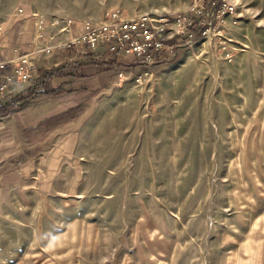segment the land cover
<instances>
[{"label":"rangeland","instance_id":"rangeland-1","mask_svg":"<svg viewBox=\"0 0 264 264\" xmlns=\"http://www.w3.org/2000/svg\"><path fill=\"white\" fill-rule=\"evenodd\" d=\"M229 1L222 38L213 30L179 38L147 68L128 58L137 65L100 67L91 73H101L94 97L28 134L60 144L32 189H12L0 203V264H264V0ZM196 2L0 0V42L28 18L44 19V40L98 25L109 12L179 15L167 40L186 30ZM58 45L40 63L53 62ZM68 49L62 62L90 60L85 48ZM72 72L67 85L82 94L85 71ZM72 139L70 160L61 153ZM12 168L9 161L0 176Z\"/></svg>","mask_w":264,"mask_h":264},{"label":"crops","instance_id":"crops-1","mask_svg":"<svg viewBox=\"0 0 264 264\" xmlns=\"http://www.w3.org/2000/svg\"><path fill=\"white\" fill-rule=\"evenodd\" d=\"M20 25L21 27L18 31H11L7 35L5 41L0 42L3 46L0 48V60L13 59L19 56V54L26 53V57L32 63H35L37 67L40 65L47 68L56 66L62 63L61 57L65 55L66 50L69 51V49H60L59 43L64 41V38L69 40L74 36L80 35V33L84 31V26L78 25L74 32L67 31L66 33L50 36V38L43 40L41 39L43 32H40L43 30H40V26L34 17L24 20ZM52 43L54 45L59 44L58 46L60 49L56 56H54V59H52L53 62L47 61L48 63H40L41 57L43 61H46L44 47ZM55 59L58 61L56 62ZM80 68L85 71L81 72L82 76L79 79L85 86L82 88H86L82 94L78 93L79 88L72 90L66 83V86L64 85L65 90L60 94L16 108L7 117L0 120V142H2V136H10L8 145H4V143L0 144V170L1 167L3 165L5 166L12 158H16L13 159L16 163H11L13 164V168L10 170V173L0 176V179L4 181L2 187H0V194H3L0 196V203L13 194L12 191L14 190L12 189L17 190V192L27 191L28 187L32 189V185L40 179V175H44L50 170L53 161V151H55H51V149L56 144H60V142L56 139L43 144L36 143V141L29 142L30 139L27 137L28 134H35L36 128L47 118L49 119L59 113L71 110L77 107L80 101H89L90 98L94 97L90 90L93 88L92 86H96V79H99L101 73H97L96 75H91V73L98 72L99 70L97 69L100 68V66L88 63L82 65ZM72 81L74 80H71V82ZM22 85V83L14 82L13 89L16 90ZM35 137L38 136L35 135ZM74 140L75 139H72V144H70L69 141L61 153L62 156L64 155L70 160L74 158V153H76L77 146L76 142L73 144ZM70 147H72V149L69 151ZM26 153H29L31 156L26 155ZM23 154H25V156L23 160H21L20 158ZM48 155L50 157V163L47 164ZM25 157H28V159H25ZM55 158H57V156ZM69 175L71 176V174ZM60 176L61 175H57V178H60ZM68 177L69 176H67V178Z\"/></svg>","mask_w":264,"mask_h":264},{"label":"built area","instance_id":"built-area-1","mask_svg":"<svg viewBox=\"0 0 264 264\" xmlns=\"http://www.w3.org/2000/svg\"><path fill=\"white\" fill-rule=\"evenodd\" d=\"M213 9L212 16L215 24L212 26L206 21L205 11ZM194 12V14H193ZM234 6L229 0H198L190 8V13L184 15L187 23L186 30L177 33L179 38L186 37L184 41L193 42L208 36L212 30L217 36H224V27L220 24L224 14L233 13ZM192 14V16H190ZM109 19L98 24H87L86 30L78 36H74L60 44V49L85 48L88 53L93 51L97 54L118 55L137 62L141 67L147 68L156 64L159 59L167 57L173 52L177 43H170L162 38V34L173 29V24L181 21L179 15H171L162 18H152L141 15L134 18H120L116 12L108 13ZM44 22L39 19V26ZM72 21H69L70 25ZM184 36V37H182ZM173 37V36H172ZM171 37V38H172ZM45 51L50 53L51 46H45ZM37 72V65L32 63L26 53L19 54L13 59L0 60V96L12 93L13 83H25ZM120 78L126 72L119 71Z\"/></svg>","mask_w":264,"mask_h":264},{"label":"trees","instance_id":"trees-1","mask_svg":"<svg viewBox=\"0 0 264 264\" xmlns=\"http://www.w3.org/2000/svg\"><path fill=\"white\" fill-rule=\"evenodd\" d=\"M185 38L186 37H184V39ZM178 39L179 35H175L168 41L170 43H177ZM103 54L106 57L104 56L100 59L97 58L95 52L93 51L85 53V57L90 59L89 61L85 62V64H96L101 68H105L112 64H116L117 66H122L125 68H132V65H137L136 63L126 61L124 58L118 55ZM81 64L82 63L76 59L71 61L67 60L56 66H51L50 68H47L43 65L38 66L37 72L32 75V77L27 82L22 83V86L8 95L0 96V119L7 117L16 108L22 107L31 102L54 97L60 94L65 90L64 85L71 82L70 77L76 76L72 70L75 67L80 68ZM10 162L16 163V161L13 159H11Z\"/></svg>","mask_w":264,"mask_h":264}]
</instances>
